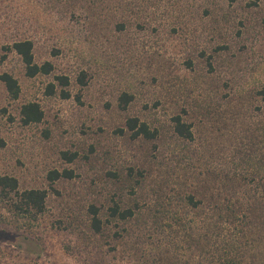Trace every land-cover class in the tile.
<instances>
[{
	"label": "rangeland",
	"instance_id": "374dc122",
	"mask_svg": "<svg viewBox=\"0 0 264 264\" xmlns=\"http://www.w3.org/2000/svg\"><path fill=\"white\" fill-rule=\"evenodd\" d=\"M126 1L104 0L100 16L77 20L75 0H0V76L21 85L12 99L0 78V177L48 190L45 212L29 224L0 189V264H140L136 237L119 245L118 226L91 237V203L103 213L113 197L144 211L185 210L190 192L241 195L237 176L264 179V0ZM26 38L38 63L53 62L51 74L29 77L6 49ZM57 75L70 78L71 97L59 87L48 94ZM124 93L132 96L125 108ZM30 101L45 117L26 125L21 108ZM177 114L192 124V140L175 133ZM129 117L158 136L133 139ZM54 170L74 175L51 181ZM151 224L145 264L165 239Z\"/></svg>",
	"mask_w": 264,
	"mask_h": 264
},
{
	"label": "trees",
	"instance_id": "16d2710c",
	"mask_svg": "<svg viewBox=\"0 0 264 264\" xmlns=\"http://www.w3.org/2000/svg\"><path fill=\"white\" fill-rule=\"evenodd\" d=\"M102 1L104 2L75 0L72 14L77 20L100 16L101 10L99 11L98 5ZM6 49L14 50L20 55L29 77L51 74L54 70L53 62L36 61L35 43L32 39L16 40ZM0 78L5 83L10 97L18 99L21 94L18 79L9 72L2 73ZM56 80L57 83L48 84V94H56L59 87L63 98L71 97L70 78L67 75H57ZM81 83L82 85L86 83L84 78L81 79ZM131 99V95L124 93L121 97L122 106L125 108ZM21 115L23 122L28 125L42 122L45 112L39 102L30 101L23 104ZM173 121L174 131L178 137L184 140L194 138L192 124L185 121L182 115H175ZM126 127L133 139L143 137L153 140L158 136L157 129H152L147 122L138 117H129ZM76 155L72 154L68 159L73 160ZM260 162L264 167V154ZM73 175L71 170L63 172L54 170L50 172L49 178L55 181L62 176L70 178ZM237 178L242 179H237L240 188H244L241 195L239 192L230 196L222 195L219 191L209 200L198 198L195 193L190 192L182 197L188 210L162 204L157 209L151 207L144 211L138 201L128 205L113 197L107 212L103 213L101 206L91 203L88 208L91 237L109 234L112 225L118 226L113 235L115 240L122 245L134 235L137 245L135 255H139L140 264H145L146 261L142 259L146 258V254L151 255V251L144 250L141 242L151 235L146 233L148 227L146 225L152 221L149 230L165 238L153 245L155 255L152 264H264V207L262 212L258 211V207L264 204V179L258 182L255 176L248 181L247 177ZM250 182L252 186L249 187ZM0 189L10 212L18 220L23 219L31 224L46 210L47 189L21 190L18 179L11 175L0 177ZM262 189L263 192L260 191ZM191 210L195 212L194 216H190ZM133 226L136 228L133 229Z\"/></svg>",
	"mask_w": 264,
	"mask_h": 264
}]
</instances>
